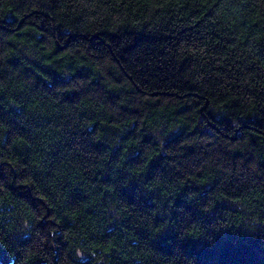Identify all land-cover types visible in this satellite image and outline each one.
<instances>
[{"label": "trees", "instance_id": "trees-1", "mask_svg": "<svg viewBox=\"0 0 264 264\" xmlns=\"http://www.w3.org/2000/svg\"><path fill=\"white\" fill-rule=\"evenodd\" d=\"M0 264H264V0H0Z\"/></svg>", "mask_w": 264, "mask_h": 264}]
</instances>
